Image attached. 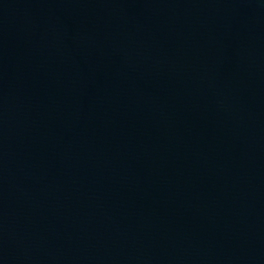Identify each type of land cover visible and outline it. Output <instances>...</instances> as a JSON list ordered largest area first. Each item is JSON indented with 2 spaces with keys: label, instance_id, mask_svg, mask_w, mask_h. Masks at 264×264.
<instances>
[{
  "label": "water",
  "instance_id": "obj_1",
  "mask_svg": "<svg viewBox=\"0 0 264 264\" xmlns=\"http://www.w3.org/2000/svg\"><path fill=\"white\" fill-rule=\"evenodd\" d=\"M0 264H264V0H0Z\"/></svg>",
  "mask_w": 264,
  "mask_h": 264
}]
</instances>
